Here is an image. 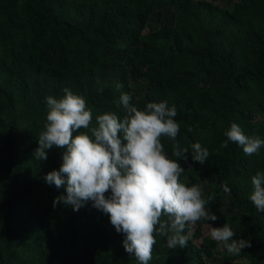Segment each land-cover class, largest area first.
<instances>
[{"label": "trees", "instance_id": "obj_1", "mask_svg": "<svg viewBox=\"0 0 264 264\" xmlns=\"http://www.w3.org/2000/svg\"><path fill=\"white\" fill-rule=\"evenodd\" d=\"M220 259L264 263V0H0V264Z\"/></svg>", "mask_w": 264, "mask_h": 264}, {"label": "rangeland", "instance_id": "obj_2", "mask_svg": "<svg viewBox=\"0 0 264 264\" xmlns=\"http://www.w3.org/2000/svg\"><path fill=\"white\" fill-rule=\"evenodd\" d=\"M171 18H173V14H172L171 11L166 12V13H162L159 9H157L156 11H154L146 19V21H145L146 26L144 27V30H146L147 28H150V27L157 26V24L160 23V22L170 21ZM218 204H219V208H220L221 211L230 212L232 210L229 205L224 204L223 200L222 201H219ZM191 208H193V207H191ZM202 212H203L202 217H203V219H205V221H203L201 223V225L199 224L198 230H200L202 234H205L207 236H212L214 238H217V231L215 229V220H216L215 216L208 209H206L205 211L202 210ZM209 214H210V217H208ZM195 226H196V223L193 221L191 223V225H190V230H192ZM215 248L218 249L220 255H223L224 254L225 250H224V244L223 243H216L214 245V249ZM237 260H238V258H237ZM240 261L241 262H244L245 260H244V258H240ZM223 262L224 261L222 259H220L218 261L219 264H222Z\"/></svg>", "mask_w": 264, "mask_h": 264}, {"label": "built area", "instance_id": "obj_3", "mask_svg": "<svg viewBox=\"0 0 264 264\" xmlns=\"http://www.w3.org/2000/svg\"><path fill=\"white\" fill-rule=\"evenodd\" d=\"M264 264V263H263Z\"/></svg>", "mask_w": 264, "mask_h": 264}]
</instances>
